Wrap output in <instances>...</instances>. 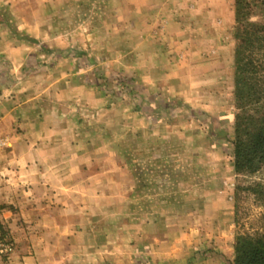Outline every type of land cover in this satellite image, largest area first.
<instances>
[{
	"label": "crops",
	"instance_id": "obj_1",
	"mask_svg": "<svg viewBox=\"0 0 264 264\" xmlns=\"http://www.w3.org/2000/svg\"><path fill=\"white\" fill-rule=\"evenodd\" d=\"M0 1L5 6L7 0ZM42 3L48 10L57 4L55 0H41L40 7ZM2 6L0 15L4 14ZM119 7L125 9L126 15L116 17L115 23L138 25L142 32L141 64L131 59L135 51L134 37L133 32L129 35L127 31L125 39L131 45L124 53L125 66L117 68L134 74L136 80L131 84L141 90L137 101L142 106L141 113L136 118L141 127L142 143L145 142L142 152L158 154L163 151L161 146L166 137L180 136L182 128L187 131L197 125L191 113H182V107L216 117L220 120V128L223 127V119L228 120L230 115L223 108L217 112L213 105L223 104L224 95L212 91L216 86L213 79H224L223 66H219L218 59L213 56H210L211 62L201 58L200 78L190 77L197 57L215 49L210 45L216 25L213 16H209L214 12L213 1L202 2L204 11L200 18L197 15L187 18L181 13L182 9L197 10L199 7L189 0H115L113 8ZM138 10L140 14H137ZM217 21L220 30L228 23L225 19ZM2 31L0 58L16 60L12 57L22 56L23 46L15 42L14 35ZM32 37L29 36L38 39ZM81 51L78 55L82 56L84 65L80 64L76 69L65 60L66 53L57 54L59 59L55 64L31 70L30 74L40 82L33 84L30 75L13 87L11 99H0V139L4 145L8 143L0 154V203L10 202L18 210L11 223L8 222L15 253L7 264H119L121 252H124L120 259V263H124L121 264H136L134 258L139 246L133 245L135 240L142 242L141 264H162V259L167 257L175 264H191L193 255L189 251L185 250L177 257L178 262L172 260L175 259L171 256L172 251L163 252L166 246L161 238L160 204L150 209L144 205L141 223L131 219L137 215L131 204L126 210L122 208V204L134 200L133 190L139 183L138 177L129 162H118L117 130L113 131L111 126L103 129L101 118L96 120L94 113L102 106V94L98 90L94 92L92 81H86V78L96 77L97 72L110 71L114 62L95 63L94 57L101 55V58L102 54ZM114 51L117 53L118 50ZM212 53L217 54V51ZM53 55L52 51L45 52L47 58ZM27 56L37 58V49H31ZM180 57L185 58L181 65ZM76 72L78 79L72 84L69 73ZM82 73L84 77H79ZM27 83L30 84V95L22 92ZM71 88L76 94H73L75 101L69 98ZM86 99L90 108L87 114L84 110ZM114 105L110 99V107ZM128 116L133 119L135 113ZM110 122L111 117L108 125ZM126 126V135L130 134L133 141V121ZM126 147L127 153L138 152L133 145ZM214 150L210 149V152ZM156 158L159 157L156 155ZM155 161V168L159 169L162 163ZM123 170L126 179L119 177ZM189 180L183 179L184 183ZM173 181L181 183V180ZM189 183V186L193 184ZM189 192L188 199L197 200V196ZM152 197L157 202L165 199L160 194ZM138 199L144 202L150 198L143 193ZM173 247L176 248L174 245L169 248L173 250ZM186 247L189 249V244ZM197 264L229 263L222 256H212Z\"/></svg>",
	"mask_w": 264,
	"mask_h": 264
},
{
	"label": "rangeland",
	"instance_id": "obj_2",
	"mask_svg": "<svg viewBox=\"0 0 264 264\" xmlns=\"http://www.w3.org/2000/svg\"><path fill=\"white\" fill-rule=\"evenodd\" d=\"M7 1L4 3L5 6H2L0 1L1 9L4 11V14L0 15V30L14 35L15 42L21 43L23 47L22 56L12 57L16 60L7 57L0 58V99H11L14 94L13 87L19 81L27 80L30 75L33 84L40 82L39 78L30 74L31 70L46 66V64H55L59 59L57 54L66 53L65 60L70 65L75 66L76 69L80 64L84 65L82 56L78 55L82 49L102 54L103 57L101 58V55L94 57L95 63L103 64L104 62L108 64V61H113L114 67L110 71L105 69L102 73L97 72L95 79L91 77L88 80L86 78V81H92L94 92L98 90L102 94V106L100 109H95L94 113L96 120L101 118L100 122L103 129L111 126L113 131L114 129L117 130L118 162L120 164L129 162L134 167L133 171L138 177L139 183L134 186L133 190L134 200L128 204L125 202L122 204V208L126 210V207L131 204L130 207L137 211V215H133L131 219L134 223H141L143 218L140 213L143 206L145 205V208L149 207L150 209L151 206L160 204L161 238L165 240L166 244H164L166 247L163 248V252L170 253L172 251L173 255L171 256H175V259L172 260L175 262L180 260L177 257L182 256L186 250L193 255L191 264H197L201 259L212 256H222L226 262L232 264L236 235L245 231L252 233L254 229L259 228L260 218L264 214V207L256 201L254 196L247 192H239L238 225L235 224V188L239 186L249 188L256 184H261L264 187V171L244 176H237L233 171V123L237 113L233 95L234 51L236 47L234 40L235 0H211L214 3V12L209 16H213L216 25L213 29L214 36L210 45L215 46V49L209 51L210 53L201 50L200 52L206 54V57L203 58L204 55L200 58L197 57L198 61L193 63L196 65L190 74L193 79L200 78L202 74L200 70L201 58L210 61V56H213L212 58L218 59L219 66H223L221 69L224 72V79H222L223 81L219 80L220 82L218 78L213 79L216 86H212V91L223 93L224 101L223 104L213 106L217 112H219V108L227 110L230 116L228 120L223 119V127L220 128V120L216 117L213 118L199 110L190 111L189 108L182 107V111H184L182 113H186V115L191 113L195 117L197 125L187 131L182 128L180 136L166 137L161 146L163 151L158 154L142 152L145 142L142 143L141 127L138 122L139 119L136 118V115L141 113L142 106L137 103L141 97V90L136 84H131V81L136 80L133 77L134 74L117 69L125 66L126 57L124 53L131 45L125 39L127 31L129 35L133 34L134 37L135 51L131 59L138 64H141L142 60L141 26L115 23L116 17H125V9L120 7L117 10L114 9L115 0H55L57 4L55 3L54 8L50 10L46 9L45 3H42L40 7L41 0ZM189 1L196 2L199 7L197 10L188 8L186 11L182 9L183 16H187V18L196 15L199 18L203 16L204 10L201 6L205 0ZM219 6L221 7L219 8ZM137 14H140V10ZM216 19H225V22H228L222 28L224 32L221 31L222 29L220 30L221 26L218 21L216 22ZM260 20L261 18L255 15L250 18V22L255 24H259ZM130 32L133 33L130 34ZM29 36L38 39H30ZM11 43L13 44V42ZM25 45H27L26 48H24ZM35 48L38 51V57L33 59L27 56L30 50ZM114 50H118L117 53ZM48 51H52L54 55L45 57V52ZM213 51L215 53L217 51L218 55L213 54ZM181 52L183 51L181 50ZM178 59L181 65L185 58L180 57ZM18 64L21 66L18 67ZM39 75L41 76V74ZM69 76L72 84L78 79L77 72L69 73ZM34 77L35 79H33ZM79 77H84V74L82 73ZM22 89L24 90L22 92L30 95L29 83ZM25 91L29 92L26 93ZM73 92L75 91L71 88L69 98L75 101L74 95L76 96V94ZM110 99L115 104L114 107H110ZM88 102L86 99L85 114L90 110ZM217 112L215 113L218 114ZM131 113H135L133 119L128 116ZM110 117L111 122L108 125ZM132 121L134 124L132 127L134 129L133 141H131L130 134L126 135L128 133L126 132V125ZM148 144L152 145L151 142ZM128 145L129 147L133 145L138 152L127 153L126 146ZM173 146L177 149L176 151H173ZM7 147L8 143H5L2 151ZM210 149L215 150L210 152ZM156 155L159 157L156 158L158 163H162L159 169L155 168L157 162L154 157ZM119 173V177L126 179L124 170ZM184 178H190L192 181L189 180L184 183ZM173 180H181V183H174ZM189 182L193 184L189 186ZM187 192L197 196V200H189ZM143 193L146 197L149 195L150 199H146L144 202L138 199V196L139 198L142 197ZM156 194H160L165 199L161 202L155 201L152 196ZM16 208L10 202L0 203V225L7 237L11 236L8 222L11 223L12 217L18 211ZM141 244V240L133 242L134 246H139L137 247L138 255L134 258L136 264H141ZM187 244H189V249L186 247ZM173 245L176 248L173 247L171 250L169 247ZM123 253L118 254L119 264L124 263H120V259L124 256ZM162 262V264H175L169 257L163 258ZM0 263L7 264L5 261Z\"/></svg>",
	"mask_w": 264,
	"mask_h": 264
},
{
	"label": "trees",
	"instance_id": "obj_3",
	"mask_svg": "<svg viewBox=\"0 0 264 264\" xmlns=\"http://www.w3.org/2000/svg\"><path fill=\"white\" fill-rule=\"evenodd\" d=\"M233 171L237 176L264 171V0H235ZM259 24L250 22L253 16ZM239 192L250 193L264 207V187L235 188L234 217L238 225ZM252 233H238L232 264H264V214ZM0 234L4 232L0 225Z\"/></svg>",
	"mask_w": 264,
	"mask_h": 264
},
{
	"label": "built area",
	"instance_id": "obj_4",
	"mask_svg": "<svg viewBox=\"0 0 264 264\" xmlns=\"http://www.w3.org/2000/svg\"><path fill=\"white\" fill-rule=\"evenodd\" d=\"M3 147H4V143L0 140V153L2 152ZM1 176L2 175L0 171V179ZM14 253H15V245L13 241L4 234L3 235L0 234V262L5 261L7 263Z\"/></svg>",
	"mask_w": 264,
	"mask_h": 264
}]
</instances>
